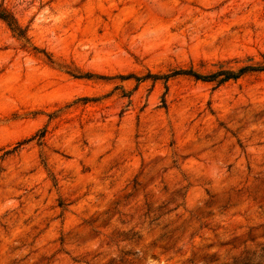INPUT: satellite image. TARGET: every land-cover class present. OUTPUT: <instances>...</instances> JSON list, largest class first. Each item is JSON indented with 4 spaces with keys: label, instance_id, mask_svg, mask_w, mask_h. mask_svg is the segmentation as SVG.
Segmentation results:
<instances>
[{
    "label": "rangeland",
    "instance_id": "obj_1",
    "mask_svg": "<svg viewBox=\"0 0 264 264\" xmlns=\"http://www.w3.org/2000/svg\"><path fill=\"white\" fill-rule=\"evenodd\" d=\"M0 10V264H264V0Z\"/></svg>",
    "mask_w": 264,
    "mask_h": 264
},
{
    "label": "trees",
    "instance_id": "obj_2",
    "mask_svg": "<svg viewBox=\"0 0 264 264\" xmlns=\"http://www.w3.org/2000/svg\"><path fill=\"white\" fill-rule=\"evenodd\" d=\"M0 20L5 22L14 34H16L19 37H25L26 30L22 29L15 20V18L7 11L0 10ZM259 71H264V67H245L240 69L238 72H235L233 70L222 69L208 76H202L200 74L195 73L192 70H188V71L179 70V71H174L171 74L163 77V79L169 80L172 77L189 76L198 81L217 82L218 85H222L230 80H237L248 72H259ZM129 77H133V76H129ZM148 77L149 78L153 77L154 79H160L158 76H148ZM137 80H140V78H137Z\"/></svg>",
    "mask_w": 264,
    "mask_h": 264
}]
</instances>
